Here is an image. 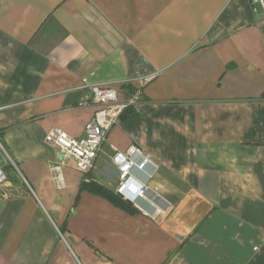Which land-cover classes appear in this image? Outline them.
I'll return each mask as SVG.
<instances>
[{
    "label": "crops",
    "instance_id": "0c3cea01",
    "mask_svg": "<svg viewBox=\"0 0 264 264\" xmlns=\"http://www.w3.org/2000/svg\"><path fill=\"white\" fill-rule=\"evenodd\" d=\"M84 81L125 98L143 86L90 181L45 140L83 136ZM131 145L157 164L133 169L147 185L134 202L112 161ZM0 168V264H264L262 7L0 0Z\"/></svg>",
    "mask_w": 264,
    "mask_h": 264
},
{
    "label": "built area",
    "instance_id": "2783aa9c",
    "mask_svg": "<svg viewBox=\"0 0 264 264\" xmlns=\"http://www.w3.org/2000/svg\"><path fill=\"white\" fill-rule=\"evenodd\" d=\"M252 1L258 3L264 12V0ZM148 80L149 78H146L144 82ZM81 88L85 90V93L79 100L78 106L95 107L94 115L85 125L83 136H71L65 130L54 127L47 131L45 140L48 144L58 148L65 159L73 161L75 167L83 174L85 181H90L87 175L93 170L110 129L118 123L125 110L132 108L138 111L140 109L143 86L136 87L126 98L119 89L109 84L84 81ZM135 156H140L141 162H136ZM112 161L118 171L117 192L122 194L124 199L133 202L137 197L144 196L147 192V185L132 180V171L135 167L143 170L149 163L157 167L152 155L136 145H131L125 151H117ZM63 164L64 161L53 167V178L59 189L65 186ZM7 180L6 172L0 168V183Z\"/></svg>",
    "mask_w": 264,
    "mask_h": 264
},
{
    "label": "water",
    "instance_id": "95a60500",
    "mask_svg": "<svg viewBox=\"0 0 264 264\" xmlns=\"http://www.w3.org/2000/svg\"><path fill=\"white\" fill-rule=\"evenodd\" d=\"M118 195L121 196V197H123L122 194H120L119 192H118ZM127 201L128 202H131V200H128V199H127Z\"/></svg>",
    "mask_w": 264,
    "mask_h": 264
}]
</instances>
